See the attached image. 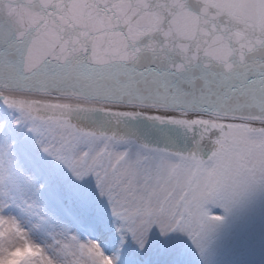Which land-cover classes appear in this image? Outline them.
<instances>
[{
	"label": "snow or ice",
	"instance_id": "obj_1",
	"mask_svg": "<svg viewBox=\"0 0 264 264\" xmlns=\"http://www.w3.org/2000/svg\"><path fill=\"white\" fill-rule=\"evenodd\" d=\"M0 264H264V0H0Z\"/></svg>",
	"mask_w": 264,
	"mask_h": 264
}]
</instances>
